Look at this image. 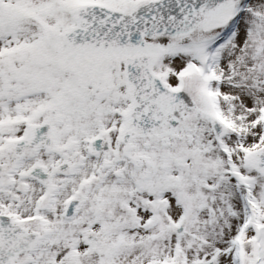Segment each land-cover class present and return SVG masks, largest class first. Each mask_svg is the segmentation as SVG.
<instances>
[{
    "label": "snow or ice",
    "instance_id": "1",
    "mask_svg": "<svg viewBox=\"0 0 264 264\" xmlns=\"http://www.w3.org/2000/svg\"><path fill=\"white\" fill-rule=\"evenodd\" d=\"M0 264H264V0H0Z\"/></svg>",
    "mask_w": 264,
    "mask_h": 264
}]
</instances>
